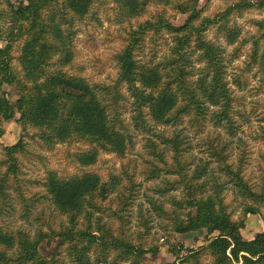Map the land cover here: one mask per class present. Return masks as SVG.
<instances>
[{
	"label": "trees",
	"instance_id": "16d2710c",
	"mask_svg": "<svg viewBox=\"0 0 264 264\" xmlns=\"http://www.w3.org/2000/svg\"><path fill=\"white\" fill-rule=\"evenodd\" d=\"M115 1L126 17L137 18L155 0ZM158 1L187 14L186 21L174 24L161 8L131 27L115 57L118 78L105 86L65 69L73 61L72 32L63 27L68 23L66 13L86 16L94 0H64L63 18L58 19L54 9L58 0H0L5 5L0 7V40L6 41L0 46V136L4 134V122L17 120L24 129L28 125L37 128L47 144H88L89 149L76 155L82 166L94 165L101 152L125 156L133 146V134L119 110L125 98L123 85L135 98L133 119L137 128H149L146 115L155 124L164 125H176L191 115L199 127L210 120L235 135L240 124L233 114L236 98L226 76L225 48L206 38L205 33L218 25L234 43L239 31L230 26V17L254 7L264 9V0H240L214 16H202L200 0ZM255 24L260 33L251 39L248 64L264 72V19ZM166 34L173 44L169 53L159 58L157 47ZM148 39L151 51L149 56H142ZM17 42L22 74L13 64ZM194 52L199 53L198 67L192 58ZM6 85L16 86L15 102L8 96ZM259 137L264 142V126ZM164 141L172 152L170 160L159 153L161 164L148 162L147 171L150 179L160 177L162 171L170 176L166 188L159 189L162 195L181 191L180 196L171 195L166 204L155 199L150 202L157 216L165 220L162 228L169 235L166 242L170 251L181 264L193 260L199 263L204 255L212 257V264H264V231L251 239L241 233L247 216L262 213L264 206V167L260 182L247 176L251 150L241 146L235 158L229 140L216 136L205 144L212 161L201 158L191 169L193 162L184 155L187 140L174 134ZM151 146L156 148L155 144ZM26 148L24 137L4 147L6 158L0 162L6 165L0 172V194L4 198L8 189H14L22 199L26 197L19 156L26 154ZM120 175L112 173L105 180L94 171L70 177L49 172L37 182L52 209L48 214L41 209L34 216L36 223L31 230H14L0 223V264H142L148 255L156 256L160 246L146 238L151 229L146 214L140 213L143 232L138 238L132 239L129 233L141 183L135 181L134 172H122L126 182ZM228 193L240 199L242 215L237 220L229 209ZM200 229L207 230L206 245L190 249L175 240L176 234ZM44 243L56 244L54 251H46Z\"/></svg>",
	"mask_w": 264,
	"mask_h": 264
},
{
	"label": "rangeland",
	"instance_id": "374dc122",
	"mask_svg": "<svg viewBox=\"0 0 264 264\" xmlns=\"http://www.w3.org/2000/svg\"><path fill=\"white\" fill-rule=\"evenodd\" d=\"M63 1L58 0L54 6L55 11H57V19L63 18ZM155 1L148 5V12L146 11L144 15L137 18L126 17L115 0H94L89 13L83 17L72 12L66 13L68 23L63 24V27H68L72 32L73 61L65 69L68 72L82 74L93 84L105 86L114 84L119 75V67L115 57L122 48L123 39L131 27L139 21L149 18L151 11L157 12L161 8L165 9L166 15H170V20L176 25L183 24L188 17L187 14L176 12L171 5H163L162 2ZM237 1L240 0H200L198 8L202 10V16H214L215 13L223 11ZM0 7H5L4 2H1ZM262 19H264L263 8L254 7L234 13L229 19L230 26L236 27L239 31L234 43L228 41L226 32L219 29L218 25H212L205 33L206 38L221 44L225 48V55L227 56L226 76L236 98L233 114L240 124L235 135H231L226 128L215 126L210 120L203 121V127H199L191 119V115L184 116V119L176 125L155 124L146 115L149 128H137L133 119L135 98L125 85L122 86L125 98L121 100L119 110L122 119L130 129V133L133 134V146L125 156L101 152L98 161L90 167L82 166L76 158L78 152L89 149L90 146L85 142L76 141L50 145L40 138V131L37 128L28 125L24 129L17 120L4 122V134L0 136V162L2 163L6 158L4 147L13 145L24 137L27 152L25 155L19 156L27 192L25 199H22L14 189H8V195L5 198L0 194V223L14 230L18 228L31 230L36 223L34 216L41 209L44 208L45 212L49 213L53 206L48 199L42 196L45 191L37 181L42 180L51 171L62 177L94 171L103 176L105 180L109 179V175L112 173L121 174L120 177H122L123 182H126L124 175H122L126 169L129 172H134L136 174L135 181L141 183L138 187L139 195L132 207L129 233L132 239H137L140 232H143L140 217L142 212L151 220L150 234L149 231L145 234L147 240L153 239L160 246L157 255H148L149 259L142 264H181L178 257L170 251L166 242L169 235L162 228L165 224L164 218L157 216L150 203L151 200L155 199L166 204L171 195L180 196L181 191H169L166 195H162L159 189L166 188L165 183L170 176L165 175L162 171L160 177L150 179L147 171L148 166H150L148 162L161 164L158 160L159 153H163V157L170 160L172 152L164 141L165 137L180 134L187 140V149L184 151V155L186 159L193 162L191 169H194L201 162V158H209L212 161L205 144L208 139L220 136L223 140H229V149L235 158L239 147L247 146L251 150L247 176L253 182L261 181L264 167V142L259 135L264 126V72L257 66L251 67L248 61L252 50L251 39L255 34L260 33L255 23ZM172 42L171 36L167 34L160 39V45L157 47L159 58L169 53ZM5 44L6 41L1 39L0 46H5ZM151 45L148 39L142 56H149ZM13 55V64L22 74V67L18 59L20 42L14 45ZM198 55V52H194L192 55L197 67L201 65L198 61ZM236 77L241 80L242 85H238ZM5 90L10 99L15 102L18 98L16 86L6 85ZM151 144H155L156 148L154 149ZM211 165L214 166V163ZM5 168L6 165L1 164L0 172H3ZM227 201L230 203L229 209L234 212V219L241 218L240 199H236L235 194L228 193ZM261 211L262 213L247 216L246 225L241 229L245 239H251L256 233L264 231V206L261 207ZM207 237V230L200 229L176 234L175 240H178L180 244L182 243L185 248L196 249L208 243ZM55 246L56 244L50 246L44 243V248L48 252L54 251ZM183 254L185 252L180 256ZM185 264H212V257L204 255L199 263L193 260Z\"/></svg>",
	"mask_w": 264,
	"mask_h": 264
}]
</instances>
